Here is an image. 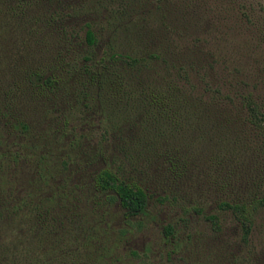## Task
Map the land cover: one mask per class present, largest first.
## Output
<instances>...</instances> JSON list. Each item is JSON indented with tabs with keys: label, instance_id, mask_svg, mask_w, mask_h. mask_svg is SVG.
<instances>
[{
	"label": "trees",
	"instance_id": "trees-1",
	"mask_svg": "<svg viewBox=\"0 0 264 264\" xmlns=\"http://www.w3.org/2000/svg\"><path fill=\"white\" fill-rule=\"evenodd\" d=\"M167 1L0 0V264L144 262L120 245L155 202L177 205L181 222L200 215L214 236L230 226L228 264H264V243L256 254L251 241L264 213V78L246 69L264 74V53L246 48L256 40L264 51V15L220 0L216 28L238 11L252 34L237 41L249 64L234 72L217 62L207 28L196 31L199 15L167 22ZM197 163L218 175L209 208L173 189ZM161 234L167 261L194 264L176 254L175 223Z\"/></svg>",
	"mask_w": 264,
	"mask_h": 264
},
{
	"label": "rangeland",
	"instance_id": "rangeland-1",
	"mask_svg": "<svg viewBox=\"0 0 264 264\" xmlns=\"http://www.w3.org/2000/svg\"><path fill=\"white\" fill-rule=\"evenodd\" d=\"M246 1L253 4L255 13L264 15V0ZM208 4H210L211 7H207ZM221 4L222 1L220 0H168L165 3L167 11L166 20L169 24L180 27L184 24H191L192 21H194L199 15L201 17V21L196 24L198 25L196 31L200 32L207 28L203 32L211 37H208V41L210 42L209 45L211 47L213 46L216 50L215 57L217 62L225 63L227 69H233L234 72H236V63L245 66V68L249 64V61L243 58L244 53L242 56L236 54V45L239 44L238 42H242L245 38L248 39V36H252V34H250L248 30L238 27L239 18L241 17L238 11H236L234 14L230 12L231 16L227 18L225 24L223 23V25L226 27L228 26L227 29L219 28L218 30V28H216L220 26L217 24V22L220 21V15L218 13L223 8ZM233 15H236V18ZM212 22L214 28L210 25ZM204 23L206 24L204 25ZM251 42L252 49L250 46H247L246 48L247 50L253 52H250V55L253 54L254 59L260 60V56H263L264 51L261 49L262 47L257 44L256 40H251ZM217 43L219 44L218 47L216 46ZM243 50L244 47L242 48V51ZM218 69H220L222 72H225V70H222L221 68ZM246 69H248L252 75L256 76L257 79H259V77L264 78V74L260 73L259 65L254 66L251 64L249 68ZM262 73H264V71ZM258 74L259 76H257ZM95 121V117H86V122L90 123V125L84 129L85 132H87V139L91 137V141L99 136L98 129H95L92 126ZM81 127L83 128L84 126L81 125ZM78 131L79 130L77 129L76 132ZM223 138V136L218 137V141L214 143V146H220L223 144L221 143ZM216 175L217 174H215L213 171V167L209 166L208 163H197V165L192 168L191 174L186 179V181H184L182 185H178L179 188L173 189L177 192V195H179V197L184 200L185 203L195 199L200 203H204L207 208H209L213 205L212 199L215 196L213 197V193H211L212 190H207V186H209L208 184L210 183V176L212 179H217L218 175ZM200 178L203 180H200ZM159 189L160 188H155L157 191H159ZM181 199L178 198V201L182 202ZM149 210L150 216L142 218V226L139 228L133 226V230L130 232V234H128L124 243L120 245L121 250L126 251L128 249H134L136 252L140 253L141 257L146 254L144 262L139 263L137 260H133L130 261V264L189 263L188 261L177 257L168 259L169 261H167L164 255V252L167 250L168 246L162 242L161 226L170 221L171 223H175V227L180 230L179 235L182 238L181 241L184 243H180V246L176 249V254L178 257H185L186 254L191 253L192 259L195 262L190 263L194 264H200V261L203 258L206 260L205 264H228L232 260V249L229 245L223 242L225 238L232 240L231 234L233 231L230 226L223 231V237L221 235L214 236L209 230L208 223L204 221L200 215H187V221L183 222L178 220V218L181 217V213L180 208L175 204H169L166 202L159 205L155 202L149 206ZM109 212L112 228L115 229L120 227L122 223L118 208L113 206L109 209ZM227 224L229 225L228 222ZM187 234L188 237L186 236ZM224 235L229 236L227 238L224 237ZM251 241L253 246H255V252L257 254L262 248L261 244L264 243V213H262L256 220ZM147 250L149 251L146 253Z\"/></svg>",
	"mask_w": 264,
	"mask_h": 264
}]
</instances>
